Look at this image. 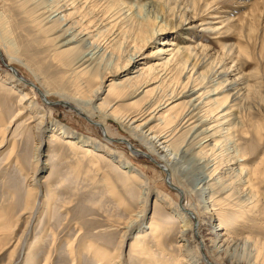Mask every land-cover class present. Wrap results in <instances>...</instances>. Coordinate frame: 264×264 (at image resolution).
I'll return each mask as SVG.
<instances>
[{"label":"rangeland","instance_id":"obj_1","mask_svg":"<svg viewBox=\"0 0 264 264\" xmlns=\"http://www.w3.org/2000/svg\"><path fill=\"white\" fill-rule=\"evenodd\" d=\"M65 1L0 0V26L9 33L7 39L13 45L12 65L20 77L35 83L47 95L42 97L29 83L18 81L15 85L16 78L10 77L12 72L6 66L7 57L0 51V221L7 222V227H0V264H44L46 257L49 258L47 264H100L89 251L88 244L95 242L114 253L121 240L124 264H144L146 260L154 264H188L186 261L191 258L198 264H208L205 254L216 264H244L236 260L250 255L248 247L245 250L241 243L242 248L230 249L226 256L216 254L213 235L209 232L213 229L226 231L215 228L220 222L234 238L248 235L264 240V0H161L158 9L150 11L146 7L140 13L154 20L151 28H147L149 31H141L137 18L135 21L126 13L128 19L120 18L116 25L102 28L100 36L88 39L90 43L95 39V48L87 45L93 49L94 56L86 73L84 67L77 69L78 64L74 63L86 49L83 43L75 40L71 45L60 46L69 37L62 40L63 35L58 36V30L68 26H58L54 15ZM76 1L74 4L78 8L72 4L76 11L69 8L61 15L67 16L69 25L76 21L72 28L78 31L89 19L95 23L120 8L116 4L110 6V0ZM155 16L159 17L157 20L164 17L167 22L162 24ZM193 19L192 29L181 26ZM153 28L161 32L149 38L148 32ZM181 44L205 45L194 67L190 62L184 68L179 67L181 57L171 54V49ZM140 67L150 68L147 77L123 82L126 77L134 76ZM150 78L147 89L151 92L133 93L138 87L143 88V82ZM112 83L118 85L111 86ZM97 86L101 88L99 97L93 91ZM193 87H199V92L213 93L211 98L218 97L213 107L233 104L231 113L240 126L234 129L232 138L218 132L213 150L210 146L204 148L201 142L197 143L202 136L193 137L187 119L178 125L179 117L187 109L186 102L196 94L178 98L185 104L178 109L174 122L155 119L145 128H152L151 135L167 136L171 149L179 155L176 158H180L174 160V170L163 159L166 150H155L151 143H145L123 123L91 109L93 104L102 103L103 109H116L125 119L149 102L173 100ZM123 89L126 92L119 95ZM22 91L28 92L38 106L29 108L31 100L21 102ZM74 104L83 111L76 110ZM41 115L45 122L40 131L34 125L41 120ZM93 121L104 123L112 138L105 137L102 128ZM212 121L213 115L208 122ZM222 127L226 134L230 126ZM62 129L68 134L61 133ZM70 137L99 149L105 158L92 161L79 152V146L73 149L66 143ZM122 137L139 151L129 149L120 141ZM39 138L42 143L40 164H37L35 148ZM237 151L246 158L242 162L246 167L257 170L256 190L261 194L263 206L250 216L242 215L239 210L225 209L227 216L210 219L207 211L220 207L217 203L219 192L213 198L208 190L198 189L201 187L199 181L216 166L210 174L215 177V190L222 185H227V189L242 188L244 185L238 181L243 175L235 178L225 172L230 155ZM157 162L163 168H170L169 177L183 194L167 183V173ZM126 164L140 173L145 185L133 181L125 173L123 166ZM222 175L224 181L216 180ZM34 181H38L41 189L39 211L31 222L30 234L20 256L10 260L27 224L28 215L19 216V213ZM172 201L181 202L183 211L190 209L196 213V218H191L194 230L191 232L196 236L187 252L182 250L179 241L186 222L181 218L176 222L178 215L170 207L175 204ZM14 205L21 206L13 209ZM138 214V222L129 227ZM151 220L160 223L163 249L155 246L156 239L147 229ZM243 226L249 230L242 233ZM167 227L171 228V234H165ZM137 233L147 235L141 237L139 248L133 250L131 242ZM147 245L150 255L145 251ZM200 257L203 259L199 260ZM258 262L263 264L264 257Z\"/></svg>","mask_w":264,"mask_h":264},{"label":"bare ground","instance_id":"obj_2","mask_svg":"<svg viewBox=\"0 0 264 264\" xmlns=\"http://www.w3.org/2000/svg\"><path fill=\"white\" fill-rule=\"evenodd\" d=\"M75 1L76 0H67L63 4H61L55 10V11H58V12H57V14L54 15V17H57L54 20H55V22L58 23V26H63V25L64 26H68V27H66V29L62 28L61 30H58L60 32V34L58 36L61 37L63 35V37H62L63 39L62 40H64V39L69 37V39L67 41L64 40L65 42L63 41V43L60 46L68 45V44H70L71 42H73L75 40H80L83 43V45L85 46L86 49H84V51L74 59V63L78 64L77 69L81 68V67H84V68H82L84 71L81 70L84 73H86V72H88L90 70V66L93 63V60H92L93 56H94V53L92 51L93 49L92 48L90 49V47H88L87 45L91 44V47L95 48V46H94V40L95 39L90 43V41H88L89 38H94L95 36H98V35L100 36V34H102V32H103L102 28H104L106 26L111 27L113 25H116L118 22L121 21V20L119 21L120 18L122 20H124L125 17L127 18L126 13H128L130 15V17H134L135 21H136V18H137V20H138L137 22H138V25L140 26V30L141 31H143V30L146 31L147 28H151V25L153 24L154 20L149 18L148 16L145 17L144 13L143 14H140V13H142L143 10L146 7H147V9H150V11H152V9H154V8L158 9V5H160L161 2H162L161 0H130V1L129 0L128 1L127 0H110V1H108V3L109 2L111 3L110 6H113L115 4L117 6L120 5V8L117 10L116 13H114L113 15H110V16H106L107 14L104 13L105 15L103 17H101L102 19H99L95 23H94V20L91 21V19H89L88 21H86V22H88V24H85L86 27L85 26H83V28L80 27L81 29L78 31V30H74L72 28V24L76 23V21L72 22L69 25L70 22H68L67 16L65 14L61 15L64 11L68 10L69 8L70 9H74L72 12L76 11L77 9L73 8V5H72V4L75 3ZM79 1H78V3H79ZM88 2H89V0H88ZM83 3H82V5H85ZM22 5L25 6V3H23ZM71 5H72V7H71ZM82 5H81V8H82ZM78 6H80V5H78ZM93 6L95 8V5H93ZM78 10H80V8ZM88 12H89V10H88ZM117 14H119V16ZM115 15L117 17L112 19V17H114ZM129 15H128V17H129ZM83 17H85V16H83ZM134 18H133V20H134ZM154 18H156V21H159L162 24H165L167 22V19L164 18V17H162L161 20H157L159 17H156V16ZM95 20H96V18H95ZM193 21H194V19L190 20V21H186V22L182 23L181 26H184V27L186 26V28L192 29L193 28V26H192L193 25V23H192ZM91 28H92V31H91ZM211 29H213V28H211ZM147 30L149 31V29H147ZM119 32H118V34H119ZM159 32H161V31H159V30H157L155 28H153V30L151 29L150 32H148L149 33V38H153V36H157L159 34ZM7 34H9V33H6V30H3L1 28V26H0V51L3 54V56L7 57L6 63L9 66L8 68L12 72L10 77L12 76L13 78H16L15 85H18V81L22 82V83L23 82L24 83H29L27 80H25V78L23 80V77H20L21 75H19V73L16 74V72L18 70L12 65V60H13L14 57H12L11 53H10L11 50H12L13 45H11V43H9V41L7 39L8 38ZM79 36H80V38H78ZM204 46L197 47L196 45L192 46L190 44L189 45H182V46L179 45V46L176 47V49L175 48L171 49L172 50L171 54H173V56L179 55V57H181L180 58L181 61H178V62H180L179 67L184 68L189 62L194 67L196 65L197 56L200 53H202V49H204ZM167 51L168 50L162 51V52L165 53ZM134 55H136V54H134ZM139 61L140 60H138L137 62H139ZM10 67H13L16 72L14 70H11ZM149 69L146 68V67H140V68H138L135 71L136 73H135L134 76L131 75L128 78L126 77V79L123 82H131L132 79H134V78H137L140 81L141 79H143V77H147ZM151 79L152 78H150V79L146 80L145 82H143V84H144L142 86L143 88L138 87L136 90H134L133 93L137 94V92H139V93L144 92L145 94H147V93L151 92V89H147L148 85L151 82ZM29 84L32 87H34L37 90V92L40 95H42V97H45L46 94H44L42 92V90L35 83L31 82ZM15 85H12V87L14 88ZM110 85L111 86H116L118 84L117 83H112ZM124 88H125V86H124ZM100 90H101V88L99 86H97L93 90L95 92V96L99 97V93L101 92ZM198 90H200L199 87H193V88H191L189 90L187 88V90H184V93H182V95L175 96L173 98V100H171V99L167 100L166 99L163 102V99H158V101L156 100V102H154V101L153 102H149L148 104L142 106L136 112V114H134L133 116L132 115H128L125 119H123V117L120 116L117 113L116 109H112V108L103 109L104 104H102V103H99L97 106L95 104H93L91 109H93L94 111H97V112L99 111L100 113H103L104 116L114 118L118 122L123 123L124 127H126L133 134L139 135L140 138H142V140L145 141V143H151L152 144V148H154L155 150H159V149L163 150V151L166 150L167 154L163 155V159H165V161H167L170 164V166H172V169L174 170V168H175L173 166L174 165V160L177 159L176 155H178V154L175 153L176 150L171 149V147H170V145L168 143L169 139L167 138V136H165V135H163V136L151 135V133L153 132L152 128L151 129L150 128L149 129H145V128L150 124V122L152 120H155V119H158V120H161V121H164V122H168V123L169 122H174L175 118L179 114L178 109L183 104H185L184 101H178L179 100L178 98H181V97L187 96V95L193 96V95L196 94L195 96L191 97L186 102V105H187L186 108L187 109L185 110L183 115H181L179 117L180 118V121H179L180 123L178 125H181L182 121L187 119L186 122H190L189 123L190 127H188V128L190 129V131H192L193 137H195V136L196 137L197 136L201 137L202 136L201 139L197 143L201 142L200 146L205 145L204 148L205 147L207 148V147L210 146L209 148L213 150L215 148V146L217 145V142H218L216 140V136H217L218 132L222 131V134L221 133L220 134L223 135V137L232 138L234 129H236V128H238V126H240V123L238 122V119L236 120L235 119L236 117L234 116V114L231 113V110L234 107L233 104L232 105H228L226 107L224 105H219L218 107H213V103L218 100V97L211 98L213 93H210V92H208L206 90L199 92ZM122 92L123 93L119 92V95L124 94L126 92V90L123 89ZM133 93H132V95H133ZM216 93L217 92H215V94ZM128 95H130V94H128ZM31 99H32V97L29 96L28 92H23L22 91L21 98H20L21 102L24 101V100H31ZM89 101L92 102V99H90ZM62 103L67 104L64 101H62ZM27 106L29 108H33V107L35 108V107L38 106V103L35 102L34 100H31ZM74 106L76 107L75 108L76 110L79 109L80 111H83L78 104H74ZM184 107H185V105H184ZM215 110H218V111H216V113H215ZM173 111L176 112V113H173ZM212 115H213L214 121L209 123L208 120H209L210 117H212ZM127 120H128V122H126ZM44 122H45L44 116L42 117V115H41V120L37 121L35 123L34 127L37 128V129H40V131H41V128H43ZM93 123L95 125H97V126H100V128H102L101 130H102V133H103V135L105 137L112 138L111 136H109V134H108L109 132H108V130L106 128V125L104 123H102L101 121H93ZM225 124L229 125L230 127H227L226 134H223L224 127H222V126L225 125ZM7 127H5V130L7 129ZM60 131H61V133L68 134L66 132L67 130H63L62 129ZM37 132H39V131H37ZM76 138L77 137L67 138L66 143L70 147H72L73 149L75 148V146H79V152L85 154L86 157L89 158V159H92V161L97 160L99 157L105 158V156L102 153H100L99 149H96V148H94L92 146H87V145H84V144H80L79 143L80 141L76 140ZM125 139L126 138L122 137L120 139V141H123L124 143H126V145H128L127 147L129 149H131L133 151H137V152L139 151V150H137L134 147V145L128 139H126L127 141ZM212 141H213V143H212ZM41 143H42V141L39 138L38 145L35 148L36 154H37V158H38L37 159V164H40V158H39V153L40 152L39 151L41 149ZM130 145L133 146V148H131ZM179 159H177V160H179ZM245 159L246 158L241 156L238 151L234 155H230V160H229L230 163H229V166H227L226 171H225L227 173L233 174L234 175L233 177H235V178L237 176L240 177L241 175H243V177L239 178V181H238V182H240V184L244 185L242 188H238L240 186H236V187H234L232 189H227L226 188L227 185H222L219 190H215L216 189L215 188L216 184H215V181H213L215 179V177H212V175H210V174H211V172L213 170L215 171L216 166H212L213 169L210 172V174L205 176L203 179H201L199 181V184L201 185V187L198 186L199 190H201L203 192H204V190H206V192L208 190L209 193H211L212 197L216 193L219 192V196H218L219 198L217 197V203L220 204V207L219 208H217V207L214 208L213 209L214 211H212V212H211V210L207 211L208 218L211 219L214 216H216V217L225 216L226 215L225 209L239 210L242 215H246V216L247 215L250 216L251 214H255V212L257 210L258 211L261 210L260 207L263 206L262 205V203H263L262 202V197H261V194L258 193V191L256 190V182H257V180L259 178V177H257L258 176L257 170L255 169V167L252 168V169L246 167L242 163ZM168 163H167V165H169ZM47 164H48V162H47ZM159 166H161V165L159 164ZM123 167L126 169L125 173L128 174L130 176V178H132L133 181H136V182H139V184L145 185V181H144L145 179L144 180L141 179L140 173L136 172L135 169H133L131 166H129L127 164L125 166H123ZM163 169L166 170L167 177H168V180L170 181V183L173 186L177 187L176 190L179 193L183 194L182 189L179 188L172 181V179L169 177V172H170L169 169L170 168L169 169L163 168ZM36 172L37 171L35 170L34 171V175L36 174ZM167 177H166V181H167ZM224 179H225V177H223V175L216 177V180H219L220 182L224 181ZM32 180H34V179H32ZM40 191H41V189H40L38 181H34L32 188L30 186L29 193H27L28 194V196L26 197L27 199L22 204V211H21V213H19V216L26 215V214L28 215L27 216V224H26L25 229L22 231L21 235L17 239V243H16V245L14 247L15 253L13 255H11L10 260H14V257L16 255H17V257L20 256V253L22 252V250L25 247L26 241L28 239V235L30 234L31 222H32L33 218L36 216V213L39 211L38 209H39V205L40 204H39V201H38V195L40 194ZM35 192H36V194H35ZM243 194H245V196ZM213 198H215V196ZM174 202L175 201H172L171 203L173 204ZM170 204H169V206H170ZM49 205H48V207H49ZM180 205H182L181 202H180V204H179V202H175V204H173V206H170V207L172 208L173 212H175L178 215L175 218L176 222L179 220V218H181L182 220H185V222H186L183 225L186 228H183L181 230L182 234L179 236L180 237L179 241H180V246L182 247V250L187 252V250L189 248V245H190V242L192 240H194L195 236H196L195 235L196 233H192L191 232V231H194L193 230V223H192V219L191 218L195 219L196 218L195 217L196 213L194 211H191L190 209H189L190 211L185 209V211H187V213L189 214L188 215L185 211H183L182 208H180ZM20 206L21 205H14L13 209H17ZM183 207H185V206H183ZM3 215L6 216L4 213H3ZM139 215L140 214H138L136 218H133L131 220V222L129 224V227L134 225L135 222L136 223L138 222ZM160 218L161 217L159 216V219ZM3 223L4 222L1 220L0 221V227L2 225H3L2 226L3 228L7 227V225H6L7 222L5 224H3ZM148 228L151 230V236L156 239V240H154V242L156 243L155 246H157L158 248H160V247L162 248V241H161L162 233H161L160 223H158L157 221L151 220L149 222V225L147 226V229ZM215 228H217L219 230H223V229L226 230L224 232H221V231H218V230L215 231V229H213V230H211L209 232L210 235H213V238H212V243L213 244H212V246H213V252H216V254H224L225 255V254H228V251L230 249L238 250L237 247L241 246L240 244L242 243L243 244L242 246L245 247L244 248L245 250H246L247 247H248L249 250H251L250 253H249L250 255L248 257H245V259H243L241 261H240V259H237L236 262L237 261H238V263L239 262H244V264H258L259 263L258 261H260V259H262L264 257V240L262 238L260 239L259 237H253V236H252L253 237L252 238V237H250L248 235L240 236L238 238H234V237L230 236L229 230L226 227V225H224L223 223H220V222H219V225H217V227H215ZM165 229L167 231L165 234L168 235V234L172 233V230H170L171 228L167 227ZM6 230H8V228ZM247 230H249V228L247 226H243L241 228L242 233L246 232ZM197 234H198V230H197ZM146 235H147L146 233L145 234L144 233H137L136 236H135V239L131 242V249L135 250L138 247V245H139L138 243H139L141 237H146ZM198 237H200V236H198ZM145 240H147V239H145ZM149 241H151V240H149ZM122 242L123 241L121 240V241H119L117 243V247L115 248L116 250H115L114 253H112V252L110 253L104 247H102V246H100L97 243L92 242V241L88 244V246L90 248L89 251H92L94 257L100 262V264H124V262L122 261V256L123 255H122V252H121V248H122L121 244H122ZM142 245L144 246V244H142ZM242 246H241V248H242ZM42 249H44L43 246H42ZM150 250H151L150 247H148V245H147V247L145 248V251H147V254H149V255H150ZM71 251L73 252L74 250L71 249ZM186 255H187V253H186ZM192 259L193 258H191L190 260H192ZM202 259H203V257L199 258V260H202ZM204 259L207 261L208 264H216L215 261L211 262L206 254L204 255ZM73 260H75L74 257H73ZM48 261H49V258L46 257L45 261H44L45 262L44 264H47ZM189 261H186V262L188 264H198V263H196L197 261H195V260H192V262H189ZM13 263H14V261H13ZM231 263L233 264V262H231ZM144 264H154V262L152 260H146L144 262Z\"/></svg>","mask_w":264,"mask_h":264},{"label":"water","instance_id":"obj_3","mask_svg":"<svg viewBox=\"0 0 264 264\" xmlns=\"http://www.w3.org/2000/svg\"><path fill=\"white\" fill-rule=\"evenodd\" d=\"M7 67H9L8 65H6ZM11 68V70H14L15 71V69L13 68V67H10ZM16 72V71H15ZM16 74H17V72H16ZM24 80V79H23ZM126 140V139H125ZM127 141V140H126ZM130 147L131 148H133V146H131L130 145ZM165 172H166V170H165ZM167 173V172H166ZM167 182H168V184L170 185V186H172L173 188H176L177 189V187H175V186H173L171 183H170V181L168 180V177H167Z\"/></svg>","mask_w":264,"mask_h":264}]
</instances>
